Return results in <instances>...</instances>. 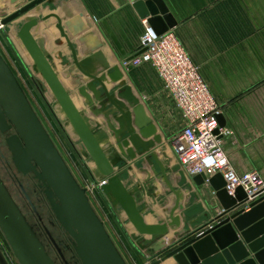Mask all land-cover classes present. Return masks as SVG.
Instances as JSON below:
<instances>
[{
	"label": "water",
	"instance_id": "95a60500",
	"mask_svg": "<svg viewBox=\"0 0 264 264\" xmlns=\"http://www.w3.org/2000/svg\"><path fill=\"white\" fill-rule=\"evenodd\" d=\"M47 1L52 0H27L6 16L3 24L9 26L15 23ZM20 2L10 0V4L15 6ZM133 6L157 35L168 32L177 24L163 0H138ZM37 24L35 18H26L17 37L69 120L74 134L84 145V156L95 163L93 173L98 178L109 177L108 184L103 187L107 198L114 207L123 209L138 237L162 238L169 235L170 228L178 230L182 226V219L176 213L179 208H183V193L168 180L165 166L159 157L154 153L149 154L161 136L158 135L157 126L150 123L151 119L141 100L135 96L132 86L121 82L118 93L111 92L102 78L93 80L86 73L88 88L93 95L87 91L86 86H79L78 82L79 94L85 99L93 116L105 118L99 128L93 127L89 117L83 115L77 107L70 91L36 41L33 31ZM98 85L101 90L97 88ZM112 120L118 124L117 127ZM218 121L221 128L226 127L224 114L218 116ZM135 124L141 131L142 140L135 135ZM110 132L116 140H123L119 143L121 150L130 146V139L143 153L149 154L143 164L153 165L156 162L160 167L165 185L175 195V205L170 213L171 222L168 224L163 219L159 223L147 222L136 199L137 191L130 192L117 174L122 157L113 150ZM0 134L6 135L7 150L16 172L23 177L32 175L40 183L51 213L60 229L72 240L79 264H128L93 207L87 190L73 174L1 51ZM127 153L132 159L137 158L134 150L129 148ZM144 171L146 168L141 172ZM194 181L202 186L206 176L198 175ZM209 183L222 208L221 214L209 223L218 222L204 230L200 236H194L195 232H191L171 241L167 247L163 244L155 245L150 249L153 253L149 258L151 264H264V197L252 203L249 212H245V209L235 212L247 199L244 190L239 188L235 196L229 195L221 175L211 178ZM0 230L19 264H57L1 174ZM0 264H10L1 243Z\"/></svg>",
	"mask_w": 264,
	"mask_h": 264
},
{
	"label": "crops",
	"instance_id": "0c3cea01",
	"mask_svg": "<svg viewBox=\"0 0 264 264\" xmlns=\"http://www.w3.org/2000/svg\"><path fill=\"white\" fill-rule=\"evenodd\" d=\"M133 1L138 0L47 1L7 30L10 34L16 33L14 27L20 28L28 17L35 18L38 22L33 31L36 41L73 98L81 99L86 106L85 99L79 97V86H86L93 95L86 73L93 80L102 78L108 89L115 93L121 88L120 83L126 82L138 95L147 96L144 103L148 114L169 138L173 133L172 112H176L169 93L150 65L131 67L125 64L138 53L147 22L139 16ZM163 1L177 23L169 31L176 34L200 68L205 82L223 108L226 127L234 131V135L225 138V150L231 164L238 173L257 172L264 178V0ZM26 2L21 0L17 7ZM14 10L16 7L11 5V14ZM97 88L101 90L100 85ZM87 116L91 125L97 128L105 120L92 113ZM112 123L118 126L115 121ZM165 144L158 151L162 154L172 152L175 166L176 153L170 144ZM161 161L166 165L165 156ZM133 163L139 165V161ZM135 167L130 175L123 172L121 176L130 190L137 189L140 210L153 212L158 201L154 195L165 186L161 182L157 187L145 185L146 176L141 174H137L135 182L131 177L135 178V172H140L139 166ZM175 170L177 187L184 193L189 190L191 196L181 218L182 226L178 230L170 228L167 237H144L146 247L158 244L167 247L171 241L206 226L222 212L213 197L212 187L198 186L195 181L190 185L179 172L178 165ZM159 220L153 223H159ZM171 234L174 236L167 239ZM147 252L153 255L150 250ZM138 253L135 264H143L149 256Z\"/></svg>",
	"mask_w": 264,
	"mask_h": 264
},
{
	"label": "rangeland",
	"instance_id": "374dc122",
	"mask_svg": "<svg viewBox=\"0 0 264 264\" xmlns=\"http://www.w3.org/2000/svg\"><path fill=\"white\" fill-rule=\"evenodd\" d=\"M12 6L14 7L15 5ZM10 7L11 4L9 6L8 0H4L3 2H0V12H4L5 10L7 11L9 10ZM15 7L17 8V6ZM18 30L19 29H17V32ZM17 32L15 33L16 35ZM0 39L1 42L3 43L2 44L3 48L1 49L0 47V51L3 53V56L4 55L7 56L8 53V57L5 56L7 58L5 59L7 60L8 64L11 66L15 75L19 79L33 107L35 108L36 112L41 118L46 129L50 133L52 139L54 140L61 154L65 158L67 164L69 165L73 174L77 178L78 182L83 188H85L88 191L87 194L90 198L93 207L95 208V210L97 211L103 222L105 223V226L109 234L111 235L112 239L114 240L115 244L117 245L118 249L120 250L121 254L125 258L127 263L135 264V254H139L138 253L139 251L144 252L143 254L145 256L147 254V256H149L148 258H151L153 255L147 251L150 250L152 246L149 247L144 246L145 244L143 243V241H145L146 239L144 237L142 238L138 237L137 233L131 232V230L129 229V223L131 222L127 218H124V216L122 215L121 207L118 208L114 207L113 203L107 198V195L103 191V187L108 184L109 177L98 178V176L93 173L94 171L90 166L91 158H86L83 153V151L85 150L84 145L75 136L73 130H72L73 132L72 134L70 129L71 124L69 120L67 119L66 115L63 113L59 105H57L58 102L53 97L51 91L49 90L41 74L37 71L33 61L31 64V62L27 60L26 56L23 53L22 43L19 44L18 42H16L15 38L13 37V34H10L8 30H6L5 33L0 36ZM98 67L102 68L101 65H98ZM134 93L135 96H137L141 100L143 107L147 112V107H146L147 105L144 103L146 102V100H148L147 96L140 94L138 95L136 92ZM86 106L83 105L82 108H79L77 106L83 115L91 114V109H89ZM147 115L151 119L150 123L155 124L157 126L158 135L161 136V140L155 141V146L150 151L149 154L154 153L159 158L160 156L166 157L167 163L165 165V163L163 162V164L165 166L168 180L173 183L174 188L182 191L183 193L182 201H181V206L183 208L181 210L179 208V210H177L176 213L182 218L185 215V211L189 205L191 196L185 195L183 189L177 187L176 179L174 177V174L176 172L175 168L177 167V164L174 166L175 162H174V156L171 155L172 152L171 153L168 152L169 154H162L158 151V148L162 144L164 145L166 143L165 145L167 144L171 145V143H169V138H166V134L164 130L158 127L156 123H154L148 112ZM181 127H182V122L180 120L178 113L172 112L171 128L173 133L169 137H171L174 134V132ZM135 130H136L135 135L140 138L141 131L140 129L137 128L136 124H135ZM109 134H110L109 136H111L112 139L111 142L113 143L112 144L113 150L115 151L116 154H118V156L122 157V162L119 166V169L117 170V174L120 175L122 180L123 178L121 175L123 174V172L129 174L133 170V167L139 166L138 168L135 167L139 171H142V169L144 168H147L150 171V174L148 175L149 178L146 177L145 185L152 184L157 187L159 186L157 184H160L161 182L162 185L165 186L164 187L165 189L159 190L154 195L158 200L156 202L157 205L155 211L144 213L145 217L147 218L149 216H152L155 218V220L163 219L164 222L167 224L171 222L170 213L175 205V195L165 185L160 167L154 161H153L154 162L153 165H149L147 163L143 164V161L146 159V157L149 154H145L143 153V151L138 149V146L135 145L134 141L128 139L130 146L123 148V150H121L119 148V143H122L123 140L118 141L111 132ZM125 138L128 137L125 136ZM129 148L134 150V152L136 153L137 156L136 159H132L128 155L127 151ZM124 153H126V155ZM137 161H139V165L133 163ZM0 174L4 178L10 190L12 191L15 200H17V202L21 205L24 213L30 219L32 213V207L25 199L24 195L22 194L23 192L20 191V187L18 186L17 183H15V180L18 179L20 183L24 185L28 193H30L31 195L32 203L35 204L38 212L44 217V220L48 225L51 216L50 208L42 201V197L40 194L33 193L34 188L31 182H29L28 179L24 178L22 175L16 172L11 161V155L7 150L5 138L1 134H0ZM131 178L132 180L135 181L134 176H132ZM103 182L106 183L102 185ZM124 184L127 187V183L124 182ZM136 185L138 186V183ZM128 190L134 193L137 191V189L130 190V188H128ZM157 209H161L163 215L156 216L158 214ZM56 231L55 234L60 238L59 232ZM0 243L3 246L4 253L7 256V259L9 260L10 264H19L12 250L7 244L1 230H0ZM139 244L144 246V248H142V246H139ZM70 255H71L70 253L67 254V256ZM154 259L157 260L158 258H154ZM146 260L143 264L146 263Z\"/></svg>",
	"mask_w": 264,
	"mask_h": 264
},
{
	"label": "built area",
	"instance_id": "2783aa9c",
	"mask_svg": "<svg viewBox=\"0 0 264 264\" xmlns=\"http://www.w3.org/2000/svg\"><path fill=\"white\" fill-rule=\"evenodd\" d=\"M8 15L10 13L0 12V36L7 30L8 26L3 21ZM2 44L0 39L1 49ZM125 64L131 67L150 65L169 93L182 122V127L169 137V143L176 153L179 172L187 182L193 185L194 178L204 174V185L211 187L210 179L221 175L229 195L235 196L239 188L247 195L246 201L235 212L241 209L249 212L251 204L264 197V179L257 172L238 173L231 164L225 150V138L233 135L234 131L220 127L218 116L223 114V108L176 34L168 31L157 35L145 22L139 51ZM213 197L216 199L214 190ZM217 222L197 229L194 236H200ZM149 260L145 264H151Z\"/></svg>",
	"mask_w": 264,
	"mask_h": 264
},
{
	"label": "flooded vegetation",
	"instance_id": "af4514ba",
	"mask_svg": "<svg viewBox=\"0 0 264 264\" xmlns=\"http://www.w3.org/2000/svg\"><path fill=\"white\" fill-rule=\"evenodd\" d=\"M2 136H4V138L6 137V135H2ZM24 178L28 179V181L31 182L34 188L33 193L40 194L42 197V201L48 206V202L43 194V188H40V183L37 180H35L32 175L26 176ZM15 183L18 184V186L20 187V191L23 192L22 194L24 195L25 199L28 201L29 205L32 207L33 214L31 213V217L29 216L30 219L28 218L26 214L25 215L27 216L31 224L34 226L37 234L43 240L48 252L53 257V259L56 261V263L57 264H79L74 254V251H73L72 240L70 236L60 229L51 211H50L51 216L49 219V224L47 225L46 221L44 220V217L38 212L35 204L32 203L31 195L30 193H28L24 185H22L18 179L15 180ZM55 231L59 232L60 238L55 234ZM68 253H70L71 255L67 256Z\"/></svg>",
	"mask_w": 264,
	"mask_h": 264
},
{
	"label": "bare ground",
	"instance_id": "6f19581e",
	"mask_svg": "<svg viewBox=\"0 0 264 264\" xmlns=\"http://www.w3.org/2000/svg\"><path fill=\"white\" fill-rule=\"evenodd\" d=\"M15 9V8H14ZM10 13L11 14V12L9 11V10H5V13ZM14 29L15 30H17V29H19V26H16V27H14ZM13 37L15 38V41L16 42H18L19 44H21V42H20V40H19V38L17 37V35L15 34V33H13ZM22 46V45H21ZM22 49H23V53H24V55L26 56V58H27V60H29L30 62H31V64H32V59H31V57L29 56V54H28V52L25 50V48L24 47H22ZM19 60V59H18ZM74 101H75V103H76V105L79 107V108H82L83 107V104H82V101H81V99H78V98H76V97H74ZM57 105H58V103H57ZM70 129H71V132H72V127L70 126ZM72 134H73V132H72ZM76 136V135H75ZM77 152V151H76ZM163 156H160V158H159V161L160 162H162L161 161V158H162ZM163 163V162H162ZM90 166H91V168L93 169V170H95V163L93 162V160L91 159V161H90ZM139 174H141L142 176H146V177H148V175L150 174V171H149V169H147L146 168V171H144V172H139V173H136L135 172V182L137 181V179H138V175ZM149 178V177H148ZM185 195H187V196H190V191L189 192H186L185 191ZM184 195V196H185ZM121 211H122V215L124 216V218H127L128 219V217H127V215L125 214V212L123 211V209L121 208ZM157 212H158V214L156 215V216H159V215H163V213H162V210L161 209H157ZM161 217V216H160ZM146 220H147V222L148 223H153L154 221H155V218L154 217H152V216H149V217H147L146 218ZM129 229L131 230V232H134V233H136V231H135V228H134V226L132 225V223H129ZM197 230V229H196ZM196 230H194L193 232H195ZM174 236V234H171L167 239H170V238H172Z\"/></svg>",
	"mask_w": 264,
	"mask_h": 264
}]
</instances>
